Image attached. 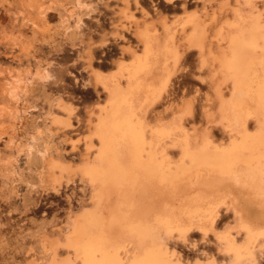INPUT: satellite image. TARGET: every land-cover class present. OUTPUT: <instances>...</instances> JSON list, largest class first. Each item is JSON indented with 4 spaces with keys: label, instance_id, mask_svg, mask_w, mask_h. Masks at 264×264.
<instances>
[{
    "label": "rangeland",
    "instance_id": "rangeland-1",
    "mask_svg": "<svg viewBox=\"0 0 264 264\" xmlns=\"http://www.w3.org/2000/svg\"><path fill=\"white\" fill-rule=\"evenodd\" d=\"M253 16L264 24V0H0V264H49L54 255L78 264L69 248L53 251L49 240L64 243L73 217L93 206L84 167L97 163V122L110 109L97 75H118L146 40L161 68L146 82L166 77L161 94L149 93L142 106L146 123L176 119L196 140L227 144L239 129L229 38L233 23L249 26ZM256 51L252 91L264 83V53ZM247 104L254 107L250 98ZM246 128L256 130L254 118ZM231 205L220 207L206 235L169 241L183 264H242L217 237L245 235ZM256 257L244 264H264V248Z\"/></svg>",
    "mask_w": 264,
    "mask_h": 264
},
{
    "label": "bare ground",
    "instance_id": "bare-ground-1",
    "mask_svg": "<svg viewBox=\"0 0 264 264\" xmlns=\"http://www.w3.org/2000/svg\"><path fill=\"white\" fill-rule=\"evenodd\" d=\"M233 24L238 29L229 38L231 53L225 61L239 129L225 145L190 137L176 119L146 123L142 106L161 94L166 80L146 82L161 69L159 51L149 40L135 60L120 65L119 78L97 75L110 109L97 122V163L84 167L93 206L73 217L64 243L49 240L53 251L69 248L78 264H183L169 241L190 243L194 231L206 235L220 207L232 203L245 235L238 241L226 230L217 237L233 259L242 264L256 260L264 248V83L250 89L249 65L256 50L264 53V24L259 16L249 26ZM43 79L49 80L48 72ZM14 81L7 82L12 96ZM144 89L148 93L135 104ZM248 117L255 119V131L247 130ZM49 264L65 263L54 255Z\"/></svg>",
    "mask_w": 264,
    "mask_h": 264
}]
</instances>
